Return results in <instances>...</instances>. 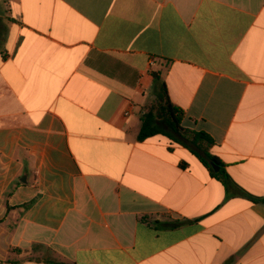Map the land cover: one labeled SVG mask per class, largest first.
<instances>
[{
	"label": "crops",
	"instance_id": "obj_1",
	"mask_svg": "<svg viewBox=\"0 0 264 264\" xmlns=\"http://www.w3.org/2000/svg\"><path fill=\"white\" fill-rule=\"evenodd\" d=\"M263 198L264 0H0V264H264Z\"/></svg>",
	"mask_w": 264,
	"mask_h": 264
},
{
	"label": "trees",
	"instance_id": "obj_2",
	"mask_svg": "<svg viewBox=\"0 0 264 264\" xmlns=\"http://www.w3.org/2000/svg\"><path fill=\"white\" fill-rule=\"evenodd\" d=\"M184 116L185 112L171 103L167 88L162 84L157 103L149 106L142 117V125L137 139L144 141L158 134L168 135L177 143H182L188 147L214 176L228 185L231 182L229 174L224 170L215 173L211 167L210 161L220 164L209 153L213 140L204 132L183 128L181 123ZM258 200L264 203V198Z\"/></svg>",
	"mask_w": 264,
	"mask_h": 264
},
{
	"label": "water",
	"instance_id": "obj_3",
	"mask_svg": "<svg viewBox=\"0 0 264 264\" xmlns=\"http://www.w3.org/2000/svg\"><path fill=\"white\" fill-rule=\"evenodd\" d=\"M211 167L214 169L215 172H218L220 170V167L215 163H211Z\"/></svg>",
	"mask_w": 264,
	"mask_h": 264
}]
</instances>
